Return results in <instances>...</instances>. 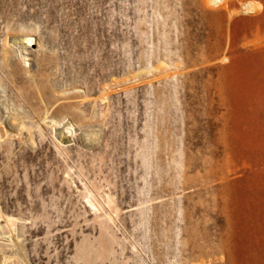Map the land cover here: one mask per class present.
<instances>
[{
    "label": "rangeland",
    "instance_id": "rangeland-1",
    "mask_svg": "<svg viewBox=\"0 0 264 264\" xmlns=\"http://www.w3.org/2000/svg\"><path fill=\"white\" fill-rule=\"evenodd\" d=\"M246 1L0 0V264H264Z\"/></svg>",
    "mask_w": 264,
    "mask_h": 264
},
{
    "label": "bare ground",
    "instance_id": "bare-ground-1",
    "mask_svg": "<svg viewBox=\"0 0 264 264\" xmlns=\"http://www.w3.org/2000/svg\"><path fill=\"white\" fill-rule=\"evenodd\" d=\"M211 5H217L219 4L220 2L222 3L223 0H209ZM226 1V0H225ZM242 8L244 9L245 12H254L256 9H259L261 8V4L258 3V2H255V1H252V0H248L246 1L245 3L242 4ZM26 41L27 42H30L31 41V38L30 36H26ZM56 124V123H54ZM65 125H67L65 123ZM55 126V125H54ZM57 137L59 139L58 143L61 145V146H64L65 144H67L69 141H70V136L69 135H66V133H64V131H60L57 133ZM88 203L90 206L94 207V203L90 200H88ZM37 260L39 262H41L43 260V256L40 255Z\"/></svg>",
    "mask_w": 264,
    "mask_h": 264
}]
</instances>
